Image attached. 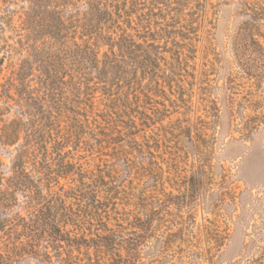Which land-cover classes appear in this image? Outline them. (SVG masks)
<instances>
[{"label":"trees","instance_id":"obj_1","mask_svg":"<svg viewBox=\"0 0 264 264\" xmlns=\"http://www.w3.org/2000/svg\"><path fill=\"white\" fill-rule=\"evenodd\" d=\"M13 1L0 0V77L6 60L24 56L0 95L19 117L1 142L22 143L0 180V264H136L151 225L132 183L162 175L157 160L174 125L163 126L161 82L171 80L161 53L169 21L184 14L162 16L160 0H20L9 44ZM48 146L58 171L38 160Z\"/></svg>","mask_w":264,"mask_h":264},{"label":"rangeland","instance_id":"obj_2","mask_svg":"<svg viewBox=\"0 0 264 264\" xmlns=\"http://www.w3.org/2000/svg\"><path fill=\"white\" fill-rule=\"evenodd\" d=\"M158 2L162 16L172 9L171 17L177 9L184 15L169 21L173 34L161 53L163 78L171 80L170 88L161 82L160 101L169 110L163 126L174 125L157 160L162 175L132 183L151 225L136 264H264V0ZM12 3L16 14L4 34L9 44L23 7L20 0ZM23 56L5 61L0 85ZM18 117L0 95L3 182L22 140L10 146L1 139ZM56 152L48 146L41 153L43 167L46 160L58 171ZM65 183L51 181L50 189Z\"/></svg>","mask_w":264,"mask_h":264}]
</instances>
